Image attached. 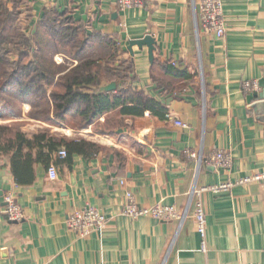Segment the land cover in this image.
Returning a JSON list of instances; mask_svg holds the SVG:
<instances>
[{
	"label": "crops",
	"instance_id": "0c3cea01",
	"mask_svg": "<svg viewBox=\"0 0 264 264\" xmlns=\"http://www.w3.org/2000/svg\"><path fill=\"white\" fill-rule=\"evenodd\" d=\"M192 1L146 0L144 7L121 11L118 0H24L32 29L67 15L85 31L84 53L104 59L115 43L120 58L132 63L125 87L145 92L168 113L162 118L150 110L142 116L114 111L82 131L69 130V139L97 143L101 150L61 159L57 153L67 148L58 146L50 161L35 163L29 185L16 181L10 157L1 156L0 264H264V177L239 183L264 176V0H221V38L205 30L197 37ZM147 35L156 41L152 61L148 46L134 45L133 54L128 49ZM167 66L190 77H177ZM254 79L260 89L244 90L243 82ZM108 118L121 125L113 134L97 133ZM30 127L23 131L44 130ZM220 150L231 156L230 168L214 165ZM200 151L201 165L190 155ZM52 164L55 180L49 176ZM226 182L233 183L228 192L191 197L194 187ZM127 189L140 207L163 203L189 213L182 223L132 219L122 214ZM8 193L23 208V220L4 216ZM198 199L206 212V249L193 215ZM87 206L110 222L80 236L67 221Z\"/></svg>",
	"mask_w": 264,
	"mask_h": 264
},
{
	"label": "trees",
	"instance_id": "16d2710c",
	"mask_svg": "<svg viewBox=\"0 0 264 264\" xmlns=\"http://www.w3.org/2000/svg\"><path fill=\"white\" fill-rule=\"evenodd\" d=\"M12 2L13 7L9 5ZM27 13L30 19V9L24 0H0V99L1 94L11 91L21 98L35 99L33 108L39 110L46 120L54 118L63 121L69 118L79 119L80 127L97 124L100 117L118 111L122 116H142L147 110L154 115L165 118L168 113L166 106L143 91H134L125 87V82L131 76V61L120 58V51L115 43L109 44V54L104 59H97L91 55L84 56L87 38L81 25L67 15L46 18L36 25L50 30L51 36L73 47L75 63L71 66L56 63L39 56L40 44L24 29L10 30L13 21L20 19L17 11ZM22 12H19L21 15ZM9 34V35H5ZM37 39V38H36ZM35 55V56H34ZM77 61V62H76ZM168 72L177 77L185 76V71L166 67ZM115 81L114 91H102L101 86ZM31 102V101H30ZM32 103V102H31ZM51 117V118H50ZM39 119V118H38ZM106 126L97 125L96 130L101 134H113L111 130L118 128L121 121L117 118L107 119ZM58 146H65L68 154L83 153L86 156L97 154L101 146L85 139H69L57 137L48 130H41L33 134L24 132L20 127L0 123V157L8 156L16 181L22 185H29L35 178L34 165L36 162L50 161L51 155Z\"/></svg>",
	"mask_w": 264,
	"mask_h": 264
},
{
	"label": "built area",
	"instance_id": "2783aa9c",
	"mask_svg": "<svg viewBox=\"0 0 264 264\" xmlns=\"http://www.w3.org/2000/svg\"><path fill=\"white\" fill-rule=\"evenodd\" d=\"M146 0H118L117 6L121 11H128L133 8L144 7ZM194 9V19L196 24V35L199 38L202 30L212 32L216 37L221 38L226 33V25L223 17V3L221 0H202L197 3L196 0L192 1ZM243 88L246 91H257L260 89V83L257 79L246 80L243 82ZM178 125L183 123L177 121ZM68 155L65 148L59 150L57 153L58 158L64 159ZM190 155L198 159V164L203 162L202 152H192ZM213 163L220 168H230L232 166V158L224 150L216 152L213 157ZM49 176L55 180L58 176L57 168L51 165L49 168ZM264 176L258 178H245L240 180L239 183H247L254 179H262ZM122 184L126 181L121 179ZM233 183L226 182L209 187H194L191 192V197H200L205 191L228 192L230 191ZM126 202L122 209V214L132 219H137L143 216H152L162 221L178 220L182 223L187 217L189 210L187 209L183 214L171 205L158 203L152 207H140L134 193L131 190L125 193ZM5 206L3 208L4 216L10 221H21L25 218V212L15 194L8 193L4 197ZM195 223L198 233L201 235L202 247L206 249V235H207V220L204 205L201 199H198L196 208L193 212ZM110 222V218L105 213L100 211L94 206H87L83 209L75 211L68 219L67 223L71 230L80 236H88L104 228Z\"/></svg>",
	"mask_w": 264,
	"mask_h": 264
},
{
	"label": "rangeland",
	"instance_id": "374dc122",
	"mask_svg": "<svg viewBox=\"0 0 264 264\" xmlns=\"http://www.w3.org/2000/svg\"><path fill=\"white\" fill-rule=\"evenodd\" d=\"M10 8L13 7L12 2L9 5ZM18 12V19L17 21H13L12 23H9V25H12L10 28L9 34L15 33V28L19 29L18 26H20L21 29L25 30V33H27L28 36H31L32 31L30 29H27V23L28 19L23 21L25 18H27V13L24 11H17ZM19 12H22L21 15H19ZM25 17V18H24ZM37 30L36 33L32 35V37L35 38L37 42L40 44L39 47V56H42L46 60H54L56 63H65L68 66H71L75 62L73 61L75 59V53L74 48L71 47V45L60 43L59 40L54 39L53 36H51L50 30L42 27L40 25L39 28L35 27ZM6 34L5 35H9ZM37 38V39H36ZM85 55H89V53H85ZM35 56V55H34ZM2 98L0 99V123L1 124H11L16 125L20 127L22 130L26 127H30L33 129H44V130H52V127H56V131L60 134H63L67 136L65 133H69L70 130L73 134L74 132L82 131L84 127L79 126V119L77 118H69L67 121H63L62 119L58 120L52 116V120H46V117L41 116L43 114H39V110L33 108V103H35V99L28 98L26 101H22L21 98H19L17 95L13 94V92L6 91L1 94ZM32 103H31V102ZM39 118V119H38ZM96 130V129H95ZM41 131V130H40ZM97 131V130H96ZM99 133V131L97 132Z\"/></svg>",
	"mask_w": 264,
	"mask_h": 264
},
{
	"label": "water",
	"instance_id": "95a60500",
	"mask_svg": "<svg viewBox=\"0 0 264 264\" xmlns=\"http://www.w3.org/2000/svg\"><path fill=\"white\" fill-rule=\"evenodd\" d=\"M155 44H156L155 39L151 35H147L145 36V38H143V40L130 42L128 49L133 54L132 48L134 45H138L139 47L146 45L149 48V58L152 61L154 57ZM101 89L107 92L113 91L116 89V82H111L108 85L103 86Z\"/></svg>",
	"mask_w": 264,
	"mask_h": 264
}]
</instances>
